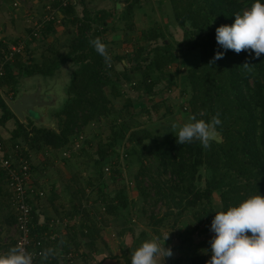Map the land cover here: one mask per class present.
<instances>
[{
  "label": "trees",
  "instance_id": "16d2710c",
  "mask_svg": "<svg viewBox=\"0 0 264 264\" xmlns=\"http://www.w3.org/2000/svg\"><path fill=\"white\" fill-rule=\"evenodd\" d=\"M60 1L55 0L53 3L59 4ZM81 1L83 5L80 14L76 11V2L73 0H68L60 7L64 15L61 23L64 24L67 32H73L64 44L65 50L53 49L48 58L33 63L24 62L19 52H16L13 57L14 62L6 64L4 74L0 78V88L6 86L11 90L9 96L14 97L19 91L16 85V77L19 74L51 76L62 63L71 61L74 64L66 85L67 96L62 105L53 111L58 119L56 127L36 125L28 116L27 123L24 124L0 94V124L4 125L8 120H13L11 137L15 141L13 139L11 144H17L18 153L28 159L32 149L48 147L55 151L68 146L76 132L83 129L87 123L107 116L111 110L109 106L111 97L120 94L117 81L123 77L130 80V75L126 71L129 67H126L122 61L129 60L131 55L128 53L115 55V60L122 64V70H117L108 47L110 63H106L89 44V40L96 37L106 44L103 35L112 29L108 25V18L113 14V9L102 7L92 12L85 5L84 0ZM126 1L123 13L132 18L134 3L138 0ZM168 2L173 9L176 24L182 29L183 38L179 45L186 49L198 48L200 52V61L190 65L183 74L179 75L182 81L181 92L183 95L188 94L185 98L186 102L183 101L185 103L183 107L189 109L190 116L196 115L197 119H204L206 122L219 113V119L222 121L221 125L217 126L220 140L211 141V146L207 149L198 141L179 145L176 143V132L154 148L147 149L145 154L138 155L134 148L119 152L115 146L116 135L122 137L126 131L123 125L115 128L111 138L95 149L94 164L98 171L93 179H88V182L97 184L96 191L103 203L104 212L120 220L124 219L126 214L130 215L129 206H134L135 203L130 204L133 200L129 199L125 185L117 180L121 176L119 164L116 166L113 162L111 164L113 172L110 174V180L117 183L113 187V194L108 188L104 189L108 182L103 176V164L108 161L111 154L121 153L126 161L131 155L137 154L140 165L134 180L138 196L144 201L145 198L151 197L154 202L160 201L166 207L160 217L150 210L147 226L154 232L153 234L161 237L160 226L166 223L167 216L175 214L180 218L186 212L192 214L191 222H187L183 231L177 232L180 239L178 244L185 245L186 248L183 254L171 260L170 264H206L207 256H211V249L209 246L205 248L204 245L210 243L212 236L196 242L192 236L194 229L202 223L206 225L218 210H227L228 206H235L248 196L257 193L264 196V54L259 58H256L251 50L237 54L221 48L215 39L216 27L231 25L235 14L249 8L255 0H168ZM261 3H264V0H261ZM55 25L54 20L44 23L40 30L42 36L54 31ZM143 32L145 34L142 36V44L134 47V56H132L134 60L140 59L148 43L157 42L159 38L163 41L152 47L150 57H141L146 62L137 84L132 85L139 86L143 83V89L153 97L156 94L155 85L161 78L165 79L167 86L177 85L176 74H172L167 69L177 56L171 47L172 43L164 40L165 34L158 22L144 29ZM3 46L5 44L0 43V55ZM217 51L224 53L223 58L209 64ZM245 62L253 64L250 72L241 67ZM139 67L140 64L137 62L136 68ZM107 87L110 88L109 92L106 91ZM127 102L130 105L132 100ZM159 106V102H153L154 108ZM166 108L169 109V106L166 105ZM144 109L149 111L147 107ZM139 132L140 130H131L128 140L136 139L138 144H142L149 132L146 130L142 135H139ZM0 140L3 142L1 138ZM4 145L6 146V143ZM142 147H145V144H142ZM81 149L84 147L81 146ZM5 155H8V151ZM63 158L67 157L63 156ZM7 180L6 170L0 167V215L3 216L0 223L6 226L16 221L14 209L12 208V213L5 211L6 206L1 202L3 185H7ZM145 180L146 184H144ZM75 189L78 192V189ZM215 192L219 194V209L213 202ZM8 195L12 202L10 190ZM32 200L33 198L30 199L31 202ZM72 205L71 212L77 216L78 223L71 226L70 238L73 239L78 234L80 240L75 244L78 246L85 242L87 248L94 251L97 239L101 238L99 220L89 216L80 201ZM176 217L173 222L178 221ZM36 219L37 214L33 206L32 221L35 228L32 229V235L39 233L41 228H46V225L37 224ZM192 222L194 225L189 228V223L191 225ZM205 225L200 229L207 231ZM122 229L120 232L133 233L134 228L127 225ZM146 236V230H141L133 243L140 245L148 238ZM61 241L64 240H60L58 236L55 240L45 243L42 249L55 248L57 242ZM12 246H15L14 236L0 244L3 252H7ZM70 248L71 242L65 240L63 248L56 251L55 257L50 258L46 263L57 264L58 253L66 254L70 252ZM200 248L205 250L202 251ZM130 259L129 256L126 257L127 262Z\"/></svg>",
  "mask_w": 264,
  "mask_h": 264
},
{
  "label": "rangeland",
  "instance_id": "374dc122",
  "mask_svg": "<svg viewBox=\"0 0 264 264\" xmlns=\"http://www.w3.org/2000/svg\"><path fill=\"white\" fill-rule=\"evenodd\" d=\"M53 2L55 1L49 0L44 5H31L28 3V0H0V42L3 43V45L5 44L2 50L20 43L22 47L18 52L23 61L29 63L42 62L48 58V55H51V50L53 49L56 50L60 48L61 50H65L66 47L64 44L73 35V32H67L64 24L61 23L64 16L61 11L55 13V17L60 18V22L55 21L56 29L47 36H42V33H40V30L44 26V23L41 22L43 15L49 11L46 5H52ZM138 3L143 6H140ZM126 4L127 3L123 4L122 10L113 17L115 19L114 22L112 18L109 17V21L112 20V23L109 25L112 29H118V31L123 29L121 38L110 41L109 46L112 48V51L110 49L109 53L110 56L113 57L114 66L117 70H122V64L115 60V55H123L126 53L131 55V60H124L127 64L125 66L129 67L126 71L130 75V80H126L123 77L117 81L119 83L120 94L111 97L109 103L111 107L110 112L107 116L105 115L98 121L87 123L83 129L80 130L83 134L81 144L84 149H73V145H71V143L68 144L72 150L70 154L64 155L67 158H63L61 155L62 149L52 152L50 148L43 147L42 149H32L30 151L29 160L31 164V176L34 175L36 185H40V183L37 182L42 180L45 174L47 177L51 174L57 176L62 174V176L69 177L70 186L73 188V193H70L66 198L67 200L69 199L68 203L64 202V208L52 206V210L45 209V200H49L50 196H47V189L45 190L44 188L46 187L42 184L40 186L43 190V194L33 196L32 200L33 206H39L42 214L45 210H47V212L51 211L48 214H43V216L39 215V218L36 213L38 218L37 221H39L38 224L44 226L53 218L65 219L67 222L66 225H64V221L62 222L61 220L54 223V226L51 228L46 226V228H41L40 230L50 232L52 229L55 231L53 240L59 236L60 240H64L63 244H65V240L71 242L69 253H58L57 264H96L99 262L100 264H131V259L127 262L126 257L129 256L131 258V252L139 246L134 244L133 241L142 229L146 230V237H148L145 240L159 238V242L162 243L164 238L168 235V239L165 241V247L170 248L172 255H174V257L172 255L169 257L171 260H175L177 256L183 254L186 248L185 245L178 244L180 239H178L177 232L183 231L186 228L187 222H191L192 220V214L186 212L180 218L176 217L175 214L167 216V220H165L166 223L161 226L159 225L161 237L155 236V234H153L154 232L147 226L150 210L160 217L166 207L160 201L154 202L151 197L145 198L146 201L143 199L141 200L138 196V189L134 179L140 165L138 155L145 154L147 149L154 148L161 141L167 139L173 133H176V131L171 128L172 123L182 124L186 122L190 116L189 109H184L183 107L185 104L184 102H186L185 98L188 94L186 93V95H183L181 92L182 81L179 75L183 74L187 67L200 61V52L198 48L186 49L179 45V42L183 38L182 29L174 20L173 9L168 0H138L137 3H134L133 12L137 9L143 10V17L142 12L138 14L142 19L149 14L151 18L149 23L148 21L143 22V20L141 19V21L139 18L137 21H133V17L130 18L125 16L123 11H125ZM56 5L57 4L54 6ZM111 7H114V3L111 4ZM80 8L81 7H79V10ZM155 22L160 24V29L165 34L164 40H169L172 43L171 47L177 56V59L167 67L172 74H176L177 85L173 87L167 86L165 79L161 78L155 85L154 90L156 94L151 97V95L143 89V83L139 86L132 84H137V80L140 78L142 68L146 62L142 60L141 57H150L152 55V47H155L156 43L161 44L163 39L159 38L157 42L153 41L148 43L138 61L132 59V56H134V47H137L143 42L142 36L145 34V32H143L145 28L143 27H150L155 24ZM185 26L187 27L188 25L186 24ZM118 31L117 34L119 33ZM114 33H116V31H114ZM13 60H11L9 64L14 62ZM137 62L140 64L139 68H136ZM73 67L74 64L71 61H67L62 63L51 76H42L40 74L25 76L19 74L18 77H16V85L19 91L32 90L39 84L43 92H52L57 96L56 105L53 107L51 106L44 116L39 114L36 117L32 112L27 115L32 118V120L39 121L37 125L48 127L57 126L58 119L53 114V111L62 105L67 96L66 85ZM109 89L110 88L107 87L106 91L109 92ZM10 92L11 90L7 89L6 86L3 89L0 88V94L5 100L10 95ZM131 98H133V100ZM150 98H153V100ZM128 100H132L130 105H128ZM153 102H159L160 106L154 108ZM166 105L169 106V109L166 108ZM143 107H147L149 111H146ZM21 121L24 124L27 123L26 119ZM123 125L126 131L122 137L116 135L115 139L117 140L114 144L119 152L134 148V150H137L138 155L133 154L131 157L127 158L126 161L121 153H118V155L111 154L108 161L103 164V176L106 182H108L107 186H104V189L108 188L111 194H113V187H115L117 183L110 180V174L113 172V170H111V164L112 162L115 166L119 164L121 176H119L117 180L120 184L123 183L125 185L129 199L133 200L130 204L135 203L134 206H129L130 215L126 214L124 219L120 220L104 212L103 203L97 195V184L88 182V179H93L98 171L96 164H94L95 149L99 144H104L111 138L115 128H120ZM13 126L14 122H12V120L9 123L6 122L4 125L0 124V138L9 148L13 146L11 144L14 139L11 137V128ZM142 129L149 132V135L143 139L142 144H145V147H142V144H138L136 139L132 141L128 140V135H130L131 130H140L139 135H142L145 132L142 131ZM217 136L220 137V134ZM78 142H80V140ZM43 160L46 163L44 166L42 165ZM61 162L64 163V170L60 167L61 165L59 163ZM106 167H109V169H106ZM144 184H146V180ZM75 188L78 189V192L75 191ZM2 190L3 196L1 197V202H4L3 206H6L4 210L12 213L14 205L10 201L8 195V186L3 185ZM79 201L81 205L87 209L89 216L99 220V234L101 238L97 239L94 251H90L85 242L78 246L75 244V242L80 240L78 234L75 238H70L72 233L71 226L78 223L77 216L71 212L72 204H77ZM213 202L217 204V209H219L220 200L218 192L213 194ZM61 211L68 212V214L62 215ZM175 217L176 220L178 219L177 222H173ZM2 218L3 216L0 215V220ZM211 221L212 220L208 221L206 225L202 223L197 229H194L195 231L192 232L194 241L197 242L206 239L208 236L214 235L210 230ZM192 223L191 225L189 223V228L193 227L194 222ZM126 225L134 228L133 233L126 231L124 234H120L121 232L119 229ZM203 225H205L207 231L200 229ZM15 230V222L7 226L0 223V244L4 241H9L13 236L15 237ZM63 244L57 242V246H55L56 251H60L61 248H63ZM208 246L210 247V243H205L204 247L207 248ZM200 250L204 251L205 249L200 248ZM0 253H4L1 248ZM207 257L206 261H208L211 256L208 255ZM34 260L33 264H47L45 261H41V259ZM171 260L169 261L171 262ZM169 261L165 258L164 264H170Z\"/></svg>",
  "mask_w": 264,
  "mask_h": 264
},
{
  "label": "clouds",
  "instance_id": "9594fccd",
  "mask_svg": "<svg viewBox=\"0 0 264 264\" xmlns=\"http://www.w3.org/2000/svg\"><path fill=\"white\" fill-rule=\"evenodd\" d=\"M234 17L231 25L216 27L217 44L224 50L237 54L251 50L254 56L259 58L264 54V3L255 0L249 8ZM89 44L106 63H110L107 45L99 37L89 40ZM223 56V52L217 51L209 64L222 59ZM252 65L245 62L241 67L250 72ZM221 123L219 113L213 115L208 122L191 115L182 124L172 123L171 128L177 132V144L198 141L207 149L219 134L217 126ZM210 230L214 235L210 239L211 257L206 264H264V196L257 193L235 206H228L227 210L215 212ZM167 239L168 235L162 243L159 238L142 241L131 252V264H164L165 257L172 255L170 248L163 247ZM63 243L61 241V244ZM56 254L53 247L32 253L17 245L10 247L7 252L0 253V264H33L36 255L46 262Z\"/></svg>",
  "mask_w": 264,
  "mask_h": 264
},
{
  "label": "built area",
  "instance_id": "2783aa9c",
  "mask_svg": "<svg viewBox=\"0 0 264 264\" xmlns=\"http://www.w3.org/2000/svg\"><path fill=\"white\" fill-rule=\"evenodd\" d=\"M67 2L68 0H61L56 6L53 4H47L46 8L49 9V11L43 15L41 22L46 23L49 20L60 22V18H56L55 13H58L60 7ZM21 47L22 44L18 43L17 45H12L7 49L2 50V55H0V78L4 74L6 64L13 60L14 54L20 51ZM82 138L83 134L80 131L76 132L71 141L73 149H81ZM77 140H80V142ZM71 150L72 148H70V146H65L61 150V155H68ZM6 151H8V155H5ZM0 167L4 168L7 172V185L11 191V200L15 209V246H22L29 252L39 253L45 243L54 239L55 231L52 229L50 232L39 231V233L32 235V229L35 228V226L32 221L33 205L30 199L35 195H42L43 190L31 180L30 160L24 155L18 153L17 144L9 148L0 140ZM106 169H109V167H106ZM61 220L62 222L64 221V225H66L67 222L65 219L60 218L50 219L45 225L48 228H51L54 226V223ZM38 257L39 256L36 255L34 259H37Z\"/></svg>",
  "mask_w": 264,
  "mask_h": 264
},
{
  "label": "crops",
  "instance_id": "0c3cea01",
  "mask_svg": "<svg viewBox=\"0 0 264 264\" xmlns=\"http://www.w3.org/2000/svg\"><path fill=\"white\" fill-rule=\"evenodd\" d=\"M48 1L49 0H28V3L31 4V5L32 4L33 5L34 4L35 5H37V4H40V5L43 4L44 5ZM53 1H55V0H53ZM73 1L76 2V11H78V13L80 14L81 13V9H82V5H83L82 1L81 0H73ZM84 3H85V5L87 7L89 6L88 8H90V10H92V12L95 11L96 9L102 8V7L103 8H108V9H113L112 10L113 14L110 16V18H112V20L114 22L115 19L113 17L115 15H117V13L119 11L122 10V5L127 3V1L126 0H114V2H113V0H84ZM112 3H114V7H111ZM140 3H141V1H140ZM139 5L143 6L142 4H139ZM79 7H81L80 10H79ZM57 12H58V10H57ZM139 12H142V17H143V10L137 9L134 12V14H133V21H135V20L137 21L138 18H139V20L142 19L140 16H138ZM112 20L109 21V18H108V25H110V23H112ZM142 20H143V22L148 21V23H149V20H151V18H150L149 14H148V16L144 17V19H142ZM148 27L149 26H145L143 28L148 29ZM122 30L123 29H120L119 31H118V29L117 30H114V29L111 30L110 29L106 33H104L103 39L106 42V45H107V47L109 49V52H110V49L112 51V48L109 46L110 45L109 44L110 41H112L113 39L115 40L116 38H121V35H122V32H123ZM114 31H116V33H114ZM117 31L119 32L118 34H117ZM122 62L124 63V65H127L126 62H124V61H122ZM131 99L133 100V98H131ZM10 121H11V119L8 120L7 123H9ZM12 122H13V120H12ZM55 151H60V149L59 150H55ZM52 152H53V150H52ZM58 160H59V158H58ZM42 163H43L42 164L43 166L46 165L44 160H43ZM61 163H59L61 165L60 167H62V169L64 170V167H65L64 163H62V164ZM45 176H46V174L43 176L44 178L42 180H40L41 182L40 181L37 182V183H40V185L41 184L45 185L46 188H44V189L45 190L47 189V192H48L47 196H51L49 198V200L48 199L45 200V205H46L45 209L52 210V208H53L52 206H55V207L58 206V208H64L65 207L64 206V202L68 203V200H69V199L68 200L66 199L67 196L70 195V193H73V188L70 186L69 177L68 176H62V174L58 175V176L54 175V174L53 175L51 174L48 177L47 176L45 177ZM31 179H32L33 183L36 184L35 179H34V175L31 176ZM40 185H37V186L41 188ZM40 211H41V209L39 208V206L35 207V212L38 214V218H39V215L43 216V214H48V213L51 212V211L47 212V210H45V212L42 214ZM61 213L63 214V213H65V211H61ZM38 218L36 220H38ZM36 222L38 224L39 221H36ZM123 227H125V226H123ZM119 230H123V229L120 228ZM124 233H125V231L121 232L120 234H124ZM96 264H100V262L96 263Z\"/></svg>",
  "mask_w": 264,
  "mask_h": 264
},
{
  "label": "water",
  "instance_id": "95a60500",
  "mask_svg": "<svg viewBox=\"0 0 264 264\" xmlns=\"http://www.w3.org/2000/svg\"><path fill=\"white\" fill-rule=\"evenodd\" d=\"M56 100L57 96L55 94H53L52 92H43L39 84H37L32 90L18 91L14 97L8 96L6 98V102L11 108V110L21 120H27V115H29L30 112H32L33 115L36 117L39 114L44 116L49 107L51 108V106L53 107L56 105ZM37 122L39 121H34L36 125ZM215 139L220 140V137L216 136ZM165 246L166 243H164L163 247ZM172 256L174 257V255ZM165 258L168 261L171 260L169 259V257Z\"/></svg>",
  "mask_w": 264,
  "mask_h": 264
}]
</instances>
